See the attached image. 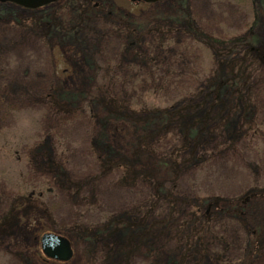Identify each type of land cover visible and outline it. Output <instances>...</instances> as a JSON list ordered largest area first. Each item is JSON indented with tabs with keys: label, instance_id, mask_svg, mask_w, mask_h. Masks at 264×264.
I'll return each instance as SVG.
<instances>
[{
	"label": "rangeland",
	"instance_id": "374dc122",
	"mask_svg": "<svg viewBox=\"0 0 264 264\" xmlns=\"http://www.w3.org/2000/svg\"><path fill=\"white\" fill-rule=\"evenodd\" d=\"M263 54L264 0L0 2V264H264Z\"/></svg>",
	"mask_w": 264,
	"mask_h": 264
},
{
	"label": "water",
	"instance_id": "95a60500",
	"mask_svg": "<svg viewBox=\"0 0 264 264\" xmlns=\"http://www.w3.org/2000/svg\"><path fill=\"white\" fill-rule=\"evenodd\" d=\"M13 2L27 8H36L55 0H0V2ZM140 1V0H131ZM142 1H158V0H142ZM39 248L41 253L49 259L56 261H68L73 255V248L70 240L63 234L53 231H44L40 234Z\"/></svg>",
	"mask_w": 264,
	"mask_h": 264
},
{
	"label": "trees",
	"instance_id": "16d2710c",
	"mask_svg": "<svg viewBox=\"0 0 264 264\" xmlns=\"http://www.w3.org/2000/svg\"><path fill=\"white\" fill-rule=\"evenodd\" d=\"M140 2H142V3H152V2H144V1H140ZM7 3H11V4H14V3H12V2H7ZM137 3V2H136ZM14 5H16V4H14ZM18 6V5H17ZM186 23V28H188L189 30H190V32L192 33V34H194V37H196V35H202V33H200V32H198V30L195 28V27H193V25L192 24H190L189 22H188V20L185 22ZM206 38H208V37H206ZM211 39V38H210ZM213 39H211L210 41L211 42H213L212 41ZM216 43H222V40L221 41H218L217 40V42ZM204 44V43H203ZM205 45L206 46H209L210 44H208L207 42H205ZM211 46H209V48H210ZM245 48L247 49V51L248 52H251V51H257V49L256 48H253L250 44H246V46H245ZM263 56H264V54H263ZM236 58H238V57H236ZM231 59H233V58H231ZM231 59H229V60H231ZM229 60H227L225 63L227 64V63H229L230 61ZM238 60V59H237ZM229 61V62H228ZM222 63V61H220L219 62V65ZM220 86V85H219ZM217 92H218V89H217ZM219 92H220V89H219ZM199 94V93H198ZM106 98H108L105 102V105L107 106V107H109L110 108V106H109V103H112L113 105H115L116 106V104L115 103H117L116 101V99L115 98H112V97H106ZM198 98V96H195V97H193V99H197ZM109 99H110V101H109ZM183 100V99H182ZM181 102H183V101H181ZM184 102H190V100H189V97H186L185 98V100H184ZM122 105V104H121ZM121 105H119V106H121ZM199 105H201V102L197 105V106H199ZM64 107V106H63ZM120 109H122V110H124L125 111V106H122L121 108H119V111H120ZM136 113V112H135ZM134 113V114H135ZM164 113L165 114H167L168 112L167 111H164ZM133 114V113H132ZM133 114V115H134ZM117 115V114H116ZM119 115H121V114H118L117 116L118 117H120ZM126 118H124V122H123V124H124V126H123V128L125 127L126 128V126L127 125H129V123H130V117L128 116V114H126ZM118 119H120V118H118ZM120 121V120H119ZM204 123H206V122H204ZM134 125V124H133ZM136 127V126H135ZM138 127V126H137ZM137 127L135 128V130H137ZM124 128V129H125ZM146 129V128H145ZM134 130V131H135ZM146 131V130H145ZM188 135V134H187ZM103 149L104 148H106L107 150H109L110 151V148L109 147H106V146H104V147H102ZM120 158H122V159H120ZM119 158V160H108V161H110L111 163H114V164H116V163H120V164H122V162H124V158H125V156H121ZM123 160V161H122ZM127 176V175H126ZM158 183H160V182H158ZM157 190H158V188H157ZM245 196V195H244ZM241 197L240 198V200H239V203H242V204H245L248 200H246V198L245 197ZM196 209V208H195ZM196 213H197V211H195ZM5 225L7 224V222H5L4 223ZM244 226H246V229H248L250 226H249V224H247V223H245L244 224ZM261 232H258V231H250L249 230V232L250 233H252V235H255V234H258V235H255V236H253V237H257V239L255 240H253V245H255V246H253L252 247V249H257L258 247H257V243H258V239H260V238H264V227L262 228V230H260ZM256 232H258V233H256ZM68 237V236H67ZM69 240H70V238H69ZM92 240H93V238H92ZM36 241H37V238H36ZM71 241V240H70ZM260 247V246H259ZM41 258H45V257H41ZM47 261L48 262H51V263H57V264H68L67 262L65 263H62V262H58V261H55V260H51V259H47ZM163 264H165V263H163Z\"/></svg>",
	"mask_w": 264,
	"mask_h": 264
}]
</instances>
